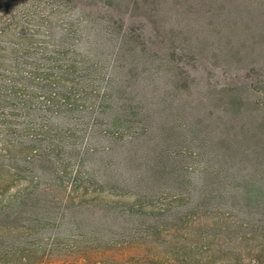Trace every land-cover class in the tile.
<instances>
[{
    "label": "rangeland",
    "instance_id": "1",
    "mask_svg": "<svg viewBox=\"0 0 264 264\" xmlns=\"http://www.w3.org/2000/svg\"><path fill=\"white\" fill-rule=\"evenodd\" d=\"M44 1L51 30L33 1L8 17L37 41L72 33L70 49L99 53L105 71L72 75L90 97L67 117L66 162H27L0 142V264H264V0ZM102 24L112 36L89 42ZM104 95L150 125L108 153ZM90 136L102 138L91 155Z\"/></svg>",
    "mask_w": 264,
    "mask_h": 264
},
{
    "label": "trees",
    "instance_id": "2",
    "mask_svg": "<svg viewBox=\"0 0 264 264\" xmlns=\"http://www.w3.org/2000/svg\"><path fill=\"white\" fill-rule=\"evenodd\" d=\"M22 1L24 0H0V142L9 155L11 151L19 149L21 152L26 151L24 160L27 162L40 161L54 166L68 160L61 154L62 149H73L77 145L72 134L69 135L63 130L69 124L67 117L79 109V104L81 107L84 106V102L90 97V94L75 95L74 91L78 89L79 82L75 83L72 75L81 69L84 72H94L101 77L105 71L106 59L99 53H95L90 59L85 54L83 56L77 54L70 49L71 41L75 40L74 35L65 30L59 36L48 34L47 40L37 41L38 35L35 30L30 31L27 28L26 31V24L19 21L12 23L13 19L8 17V11L20 10ZM27 3L39 8L40 11H37L38 14L35 16L42 22L38 25L40 29L54 28L55 11L53 8L47 10L48 3L44 0H28ZM70 20L75 21L73 18ZM83 23L81 21V24ZM23 29L25 31L21 33ZM100 30L92 35L95 39L89 37L88 41L98 42L106 36H112V29L108 24H102ZM125 45V35L116 38L109 68L111 73L108 76V89L112 74L116 73L122 62L121 56ZM108 94H113L110 89ZM119 103V99H108L104 95L98 104L99 117L100 113L114 114L108 118L109 121L106 120L108 128L103 132L110 140V144L104 148L106 153L113 149L111 142L124 141L125 136L133 139L134 135L139 134L140 128H150L148 122L139 123L137 118L130 119L127 114L124 117L120 112ZM130 108L134 109V106L130 105ZM114 129L116 134H112L114 137L111 138V130ZM101 140V137L96 140L90 136L88 142L93 145L87 149V154H93L94 144L98 145ZM166 152L170 153L171 150L167 149ZM11 156L13 159L17 158L15 154ZM34 190L33 193H36L37 189ZM22 200L21 198L17 201L19 204L16 202L17 207L23 203ZM16 203H11L8 210ZM3 209L4 207L0 212L3 211L9 217V211ZM10 212L14 218L23 214L21 208ZM20 261L22 264L28 262L26 257L20 258ZM82 264L88 263L85 261Z\"/></svg>",
    "mask_w": 264,
    "mask_h": 264
}]
</instances>
